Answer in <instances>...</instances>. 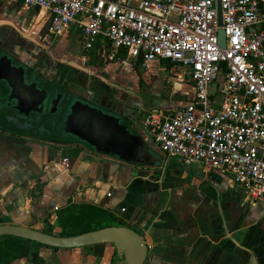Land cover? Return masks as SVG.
Here are the masks:
<instances>
[{
    "label": "crops",
    "instance_id": "crops-1",
    "mask_svg": "<svg viewBox=\"0 0 264 264\" xmlns=\"http://www.w3.org/2000/svg\"><path fill=\"white\" fill-rule=\"evenodd\" d=\"M50 26L46 10L0 0V47L24 68L29 82L35 79L37 86L51 91L46 80H53L65 93L122 118L125 126L160 154L162 163L141 167L98 154L72 139H46L23 121V126L13 129L8 124L7 128L6 116L15 117L14 103L0 98V226L42 232L54 228L53 234L59 236L57 212L70 204H88L111 212L120 226L143 236L149 249L145 264H264V200H250L231 177L164 156L144 127L149 112L194 98L189 69L167 61L151 63L179 70L160 82L153 74L140 77L151 83L150 89H157L140 95L138 84L133 83L139 78L134 70L140 67L143 76L151 64L133 62L126 51H116L106 42L87 52L74 31L56 37ZM75 38L80 45L77 51L72 49ZM55 39L65 41L67 49L62 51L71 52V58L56 55L60 52L54 49ZM97 58L120 60L133 69L112 76L111 65L98 72L77 62L96 65ZM43 65L48 71L38 70ZM51 67L57 74H51ZM38 252L44 264H119L112 244L97 249L40 248ZM12 264L35 263L21 259Z\"/></svg>",
    "mask_w": 264,
    "mask_h": 264
},
{
    "label": "built area",
    "instance_id": "built-area-1",
    "mask_svg": "<svg viewBox=\"0 0 264 264\" xmlns=\"http://www.w3.org/2000/svg\"><path fill=\"white\" fill-rule=\"evenodd\" d=\"M9 1L46 10L50 33L74 31L87 52L106 42L144 66L188 68L194 98L149 112L145 129L164 156L231 177L250 200H264V0H220L222 27L218 0Z\"/></svg>",
    "mask_w": 264,
    "mask_h": 264
},
{
    "label": "water",
    "instance_id": "water-1",
    "mask_svg": "<svg viewBox=\"0 0 264 264\" xmlns=\"http://www.w3.org/2000/svg\"><path fill=\"white\" fill-rule=\"evenodd\" d=\"M219 26L222 27V11L218 0ZM219 45L226 48L223 30L218 32ZM23 68V67H22ZM216 86L212 90L214 94ZM51 92L40 86L32 87L25 70L14 62L0 47V98L12 101L13 115L6 116L5 122L23 126L21 121L32 127L44 118L54 116L47 111L46 102ZM59 118L55 123L64 138L75 140L98 154L109 155L141 167H157L162 157L131 128L125 126L122 118L106 113L91 102L80 97L66 98L59 103ZM17 237L50 248L74 250L112 244L117 252L119 264H145L149 249L141 234L125 226H110L100 230L62 237L27 228L24 226L1 225L0 238Z\"/></svg>",
    "mask_w": 264,
    "mask_h": 264
},
{
    "label": "trees",
    "instance_id": "trees-1",
    "mask_svg": "<svg viewBox=\"0 0 264 264\" xmlns=\"http://www.w3.org/2000/svg\"><path fill=\"white\" fill-rule=\"evenodd\" d=\"M65 140L67 141L68 139ZM56 225L61 229L59 236L71 237L110 226H120L121 223L111 212L102 208L88 204H70L57 212ZM53 229L48 228L43 232L54 235ZM101 246L91 247V249H97ZM40 248L50 247L17 237H1L0 264H12L21 259H31L35 264H44V260L38 252Z\"/></svg>",
    "mask_w": 264,
    "mask_h": 264
},
{
    "label": "rangeland",
    "instance_id": "rangeland-1",
    "mask_svg": "<svg viewBox=\"0 0 264 264\" xmlns=\"http://www.w3.org/2000/svg\"><path fill=\"white\" fill-rule=\"evenodd\" d=\"M55 42L53 43L54 44V49H58L59 50V52L60 53H56V55L57 56H64L63 58H71V56H72V53L71 52H68L67 54L66 53H63V51L62 50H66L67 49V47L65 46V41L63 40V39H55L54 40ZM59 47L61 48V49H59ZM72 49L73 50H78V49H80V45H79V43H78V40H77V38H75V39H73L72 40ZM51 50V49H50ZM54 53V52H53ZM63 54H65V55H63ZM32 55V54H31ZM96 61H97V63H96V65H95V63H94V65L92 64V62H83V61H79L78 59H77V62L80 64V67L81 66H83V67H85V68H87V69H89V70H91V68L94 66V68H95V70L96 71H98V72H101L106 66H108V65H111L112 67V69H111V73H110V75H112V76H114L115 74H117V76L121 73V72H123V71H125V72H129V71H131V69H133V66L131 67V66H128V65H130V64H125V63H122L120 60H115V61H105V59H99V58H97L96 59ZM46 70V71H48V68H47V66L46 65H43V66H41V67H39V71H44V70ZM176 69H178V68H176V66H173L172 68H170V67H168V66H158V65H156V64H151L145 71H144V73H143V71H142V74H143V76L141 75V69H140V67H136L135 68V70L134 71H137L138 72V75H139V80L138 79H135L136 78V76H134L133 78L135 79V81H133V83H136V84H138V91H139V93H140V95H144L145 94V92H147L148 90L150 91V92H154L155 90H157V89H155V87L154 88H152V89H150L151 87H152V85H150L151 83H146V82H144L143 81V77L146 75V76H151V74H153L154 75V79L155 80H157L158 79V81L160 82V79H163V76H165V75H167V76H169L172 72H174ZM50 70H51V74H57V73H55V69H53L52 67L50 68ZM179 70V69H178ZM180 70H181V73L183 72V69H181L180 68ZM179 73H180V71H179ZM131 74V73H130ZM48 75V74H47ZM182 75V74H181ZM49 76V75H48ZM112 76H110V77H112ZM51 77V76H50ZM140 77H142V78H140ZM47 81V85L49 86V88L50 89H56L57 87H56V85L54 84V82H53V80H49V79H47L46 80ZM162 85L163 86H165V88L166 89H168V85H166L165 83H162ZM176 85L177 86H181L180 84L178 85L177 83H176ZM185 86V85H184ZM129 89V88H128ZM148 89V90H147ZM0 120H1V118H0ZM8 124H10V125H12L11 123H6V125H5V127H9V125ZM12 127H13V129H15L14 128V125H12ZM11 128V127H10ZM176 161V160H175Z\"/></svg>",
    "mask_w": 264,
    "mask_h": 264
},
{
    "label": "flooded vegetation",
    "instance_id": "flooded-vegetation-1",
    "mask_svg": "<svg viewBox=\"0 0 264 264\" xmlns=\"http://www.w3.org/2000/svg\"><path fill=\"white\" fill-rule=\"evenodd\" d=\"M21 69V65H19ZM31 88L36 87L38 85L37 81L34 79L30 82ZM51 96L46 102V109L47 111L53 113L54 116H48L47 118H44L42 123L40 125L34 124V122L37 121V118L35 117L33 121V127L26 125L27 128L31 129L35 134L40 135V137L46 138V139H52V140H58L60 138H64L62 132L60 131V127L57 123H55L56 119L59 118V112L61 111L59 108V103H61L62 99L63 102L66 101L67 97L73 98L72 95H70L68 92L65 93V90L62 89H51Z\"/></svg>",
    "mask_w": 264,
    "mask_h": 264
}]
</instances>
